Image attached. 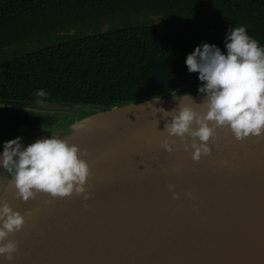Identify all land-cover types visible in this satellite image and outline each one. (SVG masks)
<instances>
[{
    "label": "water",
    "instance_id": "obj_1",
    "mask_svg": "<svg viewBox=\"0 0 264 264\" xmlns=\"http://www.w3.org/2000/svg\"><path fill=\"white\" fill-rule=\"evenodd\" d=\"M202 101L192 92L108 106L0 99L69 115L13 130L0 151L7 140L22 137L27 146L52 133L86 152L90 168L88 200L38 194L27 202L0 168V200L21 214L31 210L22 230L8 237L17 242L11 264H264V136L237 140L227 127L217 128L211 153L194 161L178 137L160 131L166 118L158 108L199 110ZM0 264L8 262L0 257Z\"/></svg>",
    "mask_w": 264,
    "mask_h": 264
},
{
    "label": "trees",
    "instance_id": "obj_2",
    "mask_svg": "<svg viewBox=\"0 0 264 264\" xmlns=\"http://www.w3.org/2000/svg\"><path fill=\"white\" fill-rule=\"evenodd\" d=\"M185 1L0 0V99L37 101L34 93L42 89L47 94L44 101L108 106L147 95L198 93L202 83L198 73H189L184 63L196 46L215 44L224 51L229 28L245 26L264 47V0H195L199 3L190 10L198 13L194 19L185 10L173 20L158 23L139 22L137 18L104 31L60 36L41 46H31L33 35L29 29L14 37L4 33L14 23H30L47 8H136L148 4L177 7ZM68 116L0 105V142L13 130L31 131Z\"/></svg>",
    "mask_w": 264,
    "mask_h": 264
},
{
    "label": "clouds",
    "instance_id": "obj_3",
    "mask_svg": "<svg viewBox=\"0 0 264 264\" xmlns=\"http://www.w3.org/2000/svg\"><path fill=\"white\" fill-rule=\"evenodd\" d=\"M184 63L189 73H198L202 83L197 91L203 101L199 110L190 104H179L170 111L158 108L166 118L162 133L178 137L185 151L191 149L194 161L211 153L209 141H217V128L227 127L237 140L264 136V47L245 26L229 28L224 51L215 44L201 43L186 55ZM46 95L42 89L34 93L38 103ZM189 139L190 144L186 143ZM22 140H7L0 151V168L11 175L18 198L25 202L38 194L52 198L82 195L85 201L90 198L86 188L90 168L83 158L86 152L78 145L52 133L27 146ZM163 147L172 150L167 140ZM174 187L169 185L170 190ZM173 198L178 199V194L173 192ZM28 215L31 210L21 214L0 200V257L8 264L17 252V242L8 237L22 230Z\"/></svg>",
    "mask_w": 264,
    "mask_h": 264
},
{
    "label": "rangeland",
    "instance_id": "obj_4",
    "mask_svg": "<svg viewBox=\"0 0 264 264\" xmlns=\"http://www.w3.org/2000/svg\"><path fill=\"white\" fill-rule=\"evenodd\" d=\"M199 1H189L181 3L177 7H169L167 4L156 6L154 4L139 5L136 8L129 7H101L97 9H86L78 6H61L56 8H47L36 14L30 23L21 25L14 23L4 29V33L15 34L22 32L24 29H29L32 33V47L49 44L56 41L60 36L73 35L86 31L90 33L94 30L104 31L112 25L122 26L125 23L133 21H168L176 18L177 14L189 13L187 16L194 19L198 15L196 12H191ZM202 3V2H200ZM200 5V4H199ZM204 8V7H203ZM205 9V8H204ZM148 17V18H146ZM146 18V19H145ZM60 29V30H58ZM28 44H30L28 42ZM20 49V48H19ZM18 49V50H19ZM8 49H5V51ZM2 60V57H0Z\"/></svg>",
    "mask_w": 264,
    "mask_h": 264
}]
</instances>
